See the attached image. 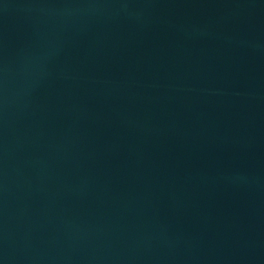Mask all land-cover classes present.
<instances>
[{
	"label": "water",
	"instance_id": "water-1",
	"mask_svg": "<svg viewBox=\"0 0 264 264\" xmlns=\"http://www.w3.org/2000/svg\"><path fill=\"white\" fill-rule=\"evenodd\" d=\"M0 264H264V0H0Z\"/></svg>",
	"mask_w": 264,
	"mask_h": 264
}]
</instances>
